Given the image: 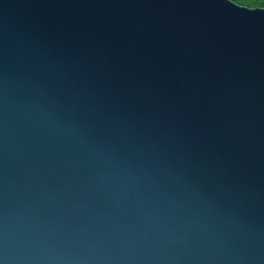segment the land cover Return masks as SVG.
<instances>
[{
    "label": "water",
    "instance_id": "1",
    "mask_svg": "<svg viewBox=\"0 0 264 264\" xmlns=\"http://www.w3.org/2000/svg\"><path fill=\"white\" fill-rule=\"evenodd\" d=\"M248 8L0 0V264H264Z\"/></svg>",
    "mask_w": 264,
    "mask_h": 264
},
{
    "label": "trees",
    "instance_id": "2",
    "mask_svg": "<svg viewBox=\"0 0 264 264\" xmlns=\"http://www.w3.org/2000/svg\"><path fill=\"white\" fill-rule=\"evenodd\" d=\"M237 4L244 5L247 7H260L264 5V0H232Z\"/></svg>",
    "mask_w": 264,
    "mask_h": 264
},
{
    "label": "snow or ice",
    "instance_id": "3",
    "mask_svg": "<svg viewBox=\"0 0 264 264\" xmlns=\"http://www.w3.org/2000/svg\"><path fill=\"white\" fill-rule=\"evenodd\" d=\"M233 6H238V5H233ZM246 10H257L255 7L248 8ZM260 10H264V5L260 6Z\"/></svg>",
    "mask_w": 264,
    "mask_h": 264
}]
</instances>
